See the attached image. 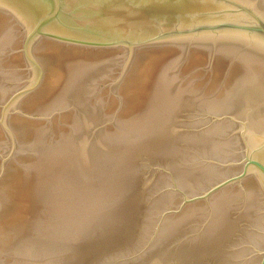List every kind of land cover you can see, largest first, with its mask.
I'll use <instances>...</instances> for the list:
<instances>
[{"label":"water","instance_id":"1","mask_svg":"<svg viewBox=\"0 0 264 264\" xmlns=\"http://www.w3.org/2000/svg\"><path fill=\"white\" fill-rule=\"evenodd\" d=\"M0 264H264V0H0Z\"/></svg>","mask_w":264,"mask_h":264}]
</instances>
